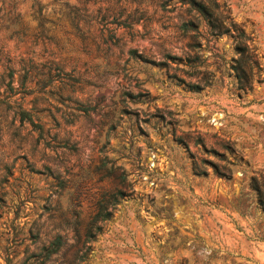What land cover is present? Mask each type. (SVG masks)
Masks as SVG:
<instances>
[{
    "label": "rangeland",
    "instance_id": "obj_1",
    "mask_svg": "<svg viewBox=\"0 0 264 264\" xmlns=\"http://www.w3.org/2000/svg\"><path fill=\"white\" fill-rule=\"evenodd\" d=\"M196 1L0 0V264H264V0Z\"/></svg>",
    "mask_w": 264,
    "mask_h": 264
},
{
    "label": "trees",
    "instance_id": "obj_2",
    "mask_svg": "<svg viewBox=\"0 0 264 264\" xmlns=\"http://www.w3.org/2000/svg\"><path fill=\"white\" fill-rule=\"evenodd\" d=\"M189 11H195L200 16L209 17L211 13L208 11L207 7L202 4L201 2H198L196 0H188ZM217 27V26H216ZM180 29L183 33H187V31H193L194 30V22L193 21H187L183 22L180 26ZM243 50L244 48L241 47ZM244 60L242 58H239L236 62V66L234 69L238 71L237 78H241L244 74ZM193 89H200L199 84H191ZM19 113L20 118L22 120L26 119L32 122L31 114L24 108L19 107ZM225 175V174H223ZM230 177V173L228 174ZM249 188L253 191L257 205L264 210V177L263 176H256L252 175L249 181ZM101 219H104L101 218ZM62 246V240L61 237L58 235L54 239H52L46 247H43L45 251V257H49L51 254L57 252L59 248Z\"/></svg>",
    "mask_w": 264,
    "mask_h": 264
}]
</instances>
